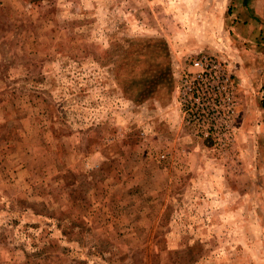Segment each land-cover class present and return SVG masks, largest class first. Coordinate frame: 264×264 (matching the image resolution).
<instances>
[{
	"label": "rangeland",
	"instance_id": "374dc122",
	"mask_svg": "<svg viewBox=\"0 0 264 264\" xmlns=\"http://www.w3.org/2000/svg\"><path fill=\"white\" fill-rule=\"evenodd\" d=\"M256 1L0 0V264H264ZM201 55L233 81L229 139L183 118Z\"/></svg>",
	"mask_w": 264,
	"mask_h": 264
},
{
	"label": "built area",
	"instance_id": "2783aa9c",
	"mask_svg": "<svg viewBox=\"0 0 264 264\" xmlns=\"http://www.w3.org/2000/svg\"><path fill=\"white\" fill-rule=\"evenodd\" d=\"M178 103L183 118L197 124L203 135L232 137L233 81L216 57L201 55L182 74Z\"/></svg>",
	"mask_w": 264,
	"mask_h": 264
},
{
	"label": "trees",
	"instance_id": "16d2710c",
	"mask_svg": "<svg viewBox=\"0 0 264 264\" xmlns=\"http://www.w3.org/2000/svg\"><path fill=\"white\" fill-rule=\"evenodd\" d=\"M142 74L143 75L140 78L138 76H129L125 79L133 86L144 85L145 90L139 89L138 91H144L146 94L153 93L159 86L163 85V87H166V72H163L161 68L159 69L158 74H154L155 78L146 77L145 72H142Z\"/></svg>",
	"mask_w": 264,
	"mask_h": 264
},
{
	"label": "crops",
	"instance_id": "0c3cea01",
	"mask_svg": "<svg viewBox=\"0 0 264 264\" xmlns=\"http://www.w3.org/2000/svg\"><path fill=\"white\" fill-rule=\"evenodd\" d=\"M254 5L251 7L254 12V14L257 16V17H260L259 15H261V11L260 10H263L264 9V3L261 5L260 3H258L257 1L256 2H253ZM233 21H234V18H233ZM232 21V22H233Z\"/></svg>",
	"mask_w": 264,
	"mask_h": 264
}]
</instances>
